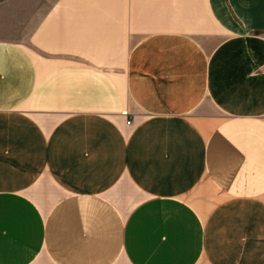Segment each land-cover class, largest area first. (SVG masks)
Segmentation results:
<instances>
[{"label":"crops","instance_id":"0c3cea01","mask_svg":"<svg viewBox=\"0 0 264 264\" xmlns=\"http://www.w3.org/2000/svg\"><path fill=\"white\" fill-rule=\"evenodd\" d=\"M33 38L0 40V264H264V0H55Z\"/></svg>","mask_w":264,"mask_h":264},{"label":"rangeland","instance_id":"374dc122","mask_svg":"<svg viewBox=\"0 0 264 264\" xmlns=\"http://www.w3.org/2000/svg\"><path fill=\"white\" fill-rule=\"evenodd\" d=\"M55 0H0V40H14L30 48L40 57L53 58L52 53L34 40L46 9ZM55 60V59H54ZM56 61V60H55Z\"/></svg>","mask_w":264,"mask_h":264},{"label":"built area","instance_id":"2783aa9c","mask_svg":"<svg viewBox=\"0 0 264 264\" xmlns=\"http://www.w3.org/2000/svg\"><path fill=\"white\" fill-rule=\"evenodd\" d=\"M131 123V121H128V124H130Z\"/></svg>","mask_w":264,"mask_h":264}]
</instances>
